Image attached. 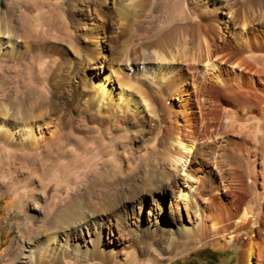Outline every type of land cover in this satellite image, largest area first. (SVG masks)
Listing matches in <instances>:
<instances>
[{"label": "rangeland", "instance_id": "obj_1", "mask_svg": "<svg viewBox=\"0 0 264 264\" xmlns=\"http://www.w3.org/2000/svg\"><path fill=\"white\" fill-rule=\"evenodd\" d=\"M9 1L0 0V10L6 11L10 6ZM68 7L65 6V18L67 25H71L67 28H71L68 29L72 32L69 38L73 41L62 42L59 45L60 52L53 54V57L60 55L59 58L63 63V67L56 71L53 80L57 79L59 84L61 82L55 93L58 102L67 103L69 90L78 87L79 82L86 84V89L92 91V87L99 83L98 79L102 77L103 72H108L110 68L116 72L111 74L115 80L111 93L113 99L119 91L116 79L127 82L128 87L136 86L134 77L128 78L125 75L123 58L125 51L136 41L134 34L137 32L135 29L137 24L142 26L138 30L140 35L147 34L160 43H171L170 46L175 47L178 56L182 58L180 62L188 51L184 49V42L188 37L183 38L184 35L176 32L164 33L170 25L182 22L185 14H188L190 8L187 1L178 4L177 0H76L74 6ZM222 9L224 8L217 12L221 27L226 28L222 22L228 15L226 16ZM16 31L20 32V26H17ZM251 32L250 40L247 42L255 46L252 54L241 48L240 43L244 44V42L236 41V36L232 34H226L232 45H239L225 55V61L220 63V77L229 87L228 89L217 91L218 85L215 84L216 81L212 76L208 73L203 75L196 69V64L191 65V70L197 71L206 85L188 78L182 86L185 90H179L172 96L173 98H166L167 108L171 114L173 113L166 129L168 128V132L174 135L178 134L176 136L180 135L185 141H193L194 148L190 149L192 153H187V157L192 158V166L197 169L205 185L212 182L219 184V196L226 205L233 199L232 194L235 191L241 193L242 205L237 209L240 212L242 208H246L257 216L260 226L255 228L254 239L258 246L262 247L264 246V152L254 143L249 133L255 132L264 110V34H262L264 31L256 27L251 29ZM17 40L20 42L19 51L26 52L21 37ZM72 44L77 49H74ZM11 55L14 56L16 53L13 51L6 53L5 56L12 57ZM8 64L10 62L6 59L0 67V75H3L0 76L2 88L3 85L10 84L9 77L15 75L14 69ZM182 64L183 70H188L187 64L184 62ZM63 74H67L70 80L62 82ZM51 81L49 80V83ZM11 94L8 95L10 104L13 103ZM243 103L252 107L250 114L255 116V119L244 120L246 114L238 110L237 116L241 119L238 124L244 126L243 130H239L237 124L231 130L225 128L224 123L227 118L237 110L234 108ZM67 110L68 116L72 119L70 125L62 126L48 120L47 123L41 122V128H35L34 145L38 147L41 145L38 150H41L43 155L37 156L35 160L24 155L19 157L11 152H5L2 157L0 156V167L6 170L4 177L0 175V264H19L23 257L21 251L27 250V245L57 230L59 226L69 223V217H74L75 211L78 210L71 204L75 201V197L82 199L87 210L100 209L98 210L100 215L106 207L113 209L114 213L110 212L112 217L116 216L117 212L125 215L127 221L133 222L131 226L134 229L140 230L141 226H146L161 234L163 228H176L182 223H189L191 212L186 211V207L176 196L175 184L161 187L158 186L159 183L154 182L153 186L157 184L155 189L148 186L142 188L154 181L155 169L160 159L149 153L153 124L151 115L141 117L136 113L130 123L112 126L101 137L92 120L85 119L81 125L78 124L82 114L76 104L69 105ZM140 128L142 131L139 130ZM60 130L70 132V137H74L71 138L72 145L66 146L65 157H70L76 151V162L72 163L70 158H65L68 160L66 164L65 162L50 163V160L45 158L44 152L49 140L59 135ZM100 138L105 144L103 141L100 142ZM92 139L96 140L97 145L91 144ZM83 144L90 152L97 146V157L92 158L90 152L85 155L81 151ZM247 161L249 167H246ZM179 180L182 182L181 177ZM143 189L151 191L144 194ZM118 191L123 192L119 194ZM121 195L124 197L122 198ZM135 196L139 199L136 200ZM109 198L113 199L112 204ZM136 201L142 203L136 206ZM110 223V229H103V247L107 252L114 249L118 257L116 256L115 263L108 261L106 264H133V262L135 264H238L239 248L235 245L215 247L212 242L204 240L190 243L186 248L179 245L180 248L177 247L174 253L165 252L158 243L150 246L151 252L133 247L132 249L126 244L128 236H120L116 224ZM235 233L245 236L243 229ZM250 234L249 231L247 235ZM127 254L130 258H125ZM168 258H172L170 263Z\"/></svg>", "mask_w": 264, "mask_h": 264}, {"label": "bare ground", "instance_id": "obj_2", "mask_svg": "<svg viewBox=\"0 0 264 264\" xmlns=\"http://www.w3.org/2000/svg\"><path fill=\"white\" fill-rule=\"evenodd\" d=\"M177 1L178 4L181 1H187L190 10L187 15L185 14L182 22L170 25L164 33L176 32V34L184 35L183 38L188 37L189 41L184 42V49L188 51L182 62H180L182 58L178 56L177 49L170 46L171 43H160L147 34L140 35L138 30L142 26L137 24L135 26L137 32L134 34L136 41L131 48L125 51L123 58L125 75L128 78L129 76L134 77L136 86L128 87L127 82L116 79L119 91L113 99L111 93L115 80L111 74L115 71L109 67L108 72H103L102 77L98 79L97 86L92 87V91L86 89V84L81 82L78 83V87L69 90L67 103H61L55 99L56 90L61 82L59 84L57 79L53 80L56 71L63 67V63L59 58L60 55L53 57V54L59 51V45L62 42L71 40L69 37L72 32L68 30L70 27L67 28L70 24L67 25L65 18V6H74L76 0H10L8 9L0 10V53L3 55H0V67L7 59L10 62L8 66L15 72V75L9 77L10 84L3 85V88L0 87V156L5 152H11L19 157L24 155L34 160L37 156H41L42 152L38 150L41 145L39 147L34 145L35 128H41V122L47 123L48 120L55 121L62 126L70 125L72 119L68 116L67 108L71 104H76L82 114L81 119L76 118L79 119L78 124L81 125L85 119L92 120L101 137L112 126L130 123L136 113L141 117L149 114L153 118L149 153L160 159L155 169L154 181L142 188L148 186L155 189L158 183L161 187L175 184L176 196L180 198L186 211L191 212L188 224L182 223L176 228H163V232L158 234L154 229L146 226H141L140 230L132 228L133 222L127 221L125 215L119 212L112 217L110 212H113V209L110 207L103 208L102 215L98 214L100 209L89 208L87 210L82 199L75 197V201L71 204L78 210H74L76 212L74 217H69V223L59 226L57 230L27 245V250L21 251L23 257L19 264H106L108 261L115 263L118 254L114 249L107 252L103 247V229H110V222L116 224L115 227L120 231V236H128V240H125L127 247L139 248L144 252H151L150 246L158 243L165 252L174 253L173 251L179 245L186 248L190 243L204 240L212 242L215 247L235 245L239 248L238 264H264V246L259 247L254 239L255 228L259 227L260 223L257 216H254L250 210L242 208L240 212L238 211L237 208L242 205L240 203L241 193L238 190L235 191L232 194L233 199L226 205L219 196V184L212 182L205 185L197 169L192 166V158L187 157V153H192L190 149L194 146L193 141H185L180 135L176 136L178 134L174 135L168 132V128L166 129L173 114L167 108L166 98H173L172 96L179 90H185L182 86L188 78L201 81L203 85H206L197 74L198 72L191 70L192 64H196V69L203 75L208 73L212 76L216 81L215 84L218 85L217 91L229 88L220 77V63L225 61V55L239 45H232L226 34L236 36V41L244 42V44L240 43L243 50L249 54L254 53L255 46L247 40H250L251 29L260 27L264 31V0ZM221 8L226 9V11L222 9V12L228 15L222 22L226 28L221 27L217 12ZM17 26H20V32L16 31ZM18 37H21V41L25 44L26 52L19 51L21 49ZM188 44L190 45L187 46ZM72 46L77 49L73 44ZM13 51L16 55L5 56L6 53H13ZM183 62L187 64L188 70L186 71L183 70ZM49 80L53 82L51 81L50 84ZM64 80L65 82L70 80L67 74L64 75L62 82ZM10 94L13 95L12 104L8 102ZM234 109L237 110L235 113L232 112L224 123L227 129L231 130L237 124L239 130H243L244 126L238 124L241 120L237 116L238 110L246 114L244 120L255 119V116L250 114L252 107L247 104L243 103ZM258 122L255 132L249 134L258 148L264 152V110ZM139 130L142 131V128ZM71 138L74 137H70V132H59V135L49 140L47 147L45 146V158L50 160V163L65 162L66 164L68 160L65 158H70L72 163L76 162L77 153L74 150L75 153H72L70 157H65L67 156L66 146H70ZM91 141V144H96L95 139ZM100 142L105 144L101 138ZM84 146L83 144L81 151L86 155L90 151H87ZM96 147L90 152L92 158L98 155ZM98 151L100 153V150ZM247 166L249 167L248 161ZM1 167L0 175L4 177L6 170ZM180 177L182 182L179 180ZM154 182H157L155 186H153ZM143 190L144 194L151 191ZM134 198L139 199L138 196ZM111 199L112 204L113 199ZM140 203L142 201H136V206ZM241 229L245 236L235 233ZM249 231L251 234L247 235ZM121 249L125 250L122 247ZM132 255L134 256L133 253ZM125 258H130L129 254L125 255ZM171 260L172 258H168L169 263Z\"/></svg>", "mask_w": 264, "mask_h": 264}]
</instances>
